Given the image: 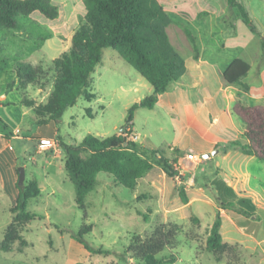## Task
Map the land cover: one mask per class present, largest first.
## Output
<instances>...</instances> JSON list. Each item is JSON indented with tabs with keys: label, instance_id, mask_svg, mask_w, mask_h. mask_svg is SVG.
<instances>
[{
	"label": "rangeland",
	"instance_id": "374dc122",
	"mask_svg": "<svg viewBox=\"0 0 264 264\" xmlns=\"http://www.w3.org/2000/svg\"><path fill=\"white\" fill-rule=\"evenodd\" d=\"M50 1L57 6V17L48 18L36 10L18 16L16 28H0V264H143L134 258L121 260L112 253L92 254L74 234L83 224H91L92 229L84 235L85 241L122 251L131 234L146 235L156 225L167 222L183 226L172 250L176 257L173 264H228L227 258L218 261L205 248L208 230L219 211L212 178L214 162L220 155L203 157L207 153L203 138L215 134V128L206 131L204 113L195 118L191 109L182 113L165 103L137 108L133 117L135 130L140 133L139 144L147 147L144 151L148 157L155 149L157 155L173 163L192 151L200 157L199 161L172 177L153 165L139 177L134 188H126L112 175L100 172L95 185L85 193L83 207L77 204L75 182L65 169L61 143L79 142L87 134L107 137L120 133L125 127L127 109L136 97L150 94L145 85H151L116 49L104 48L101 63L92 72L87 87L93 97L88 100L80 95L57 123L37 125L40 116L36 106L46 103L53 88V71L49 68L54 57L61 54L57 48L66 41L70 46L85 14V6L79 0ZM159 1L171 19L166 27L169 40L183 58L198 55L200 46L204 45L200 37H206V26L214 25L216 17L221 16L217 22L226 25L231 39L218 42L217 54L243 55L256 64L264 61V0H243L253 28L227 0ZM27 62L38 70V78L22 88L16 67ZM138 81L145 85L133 90ZM173 86L174 82L168 91ZM28 101L34 105L29 106ZM232 119L233 124L224 129L228 138H233L235 127L243 124L235 114ZM125 130L127 140L138 141L132 126ZM42 135L52 136L49 138L55 145L41 149ZM21 165L25 167L23 184L40 189L37 196L28 200L26 208L40 216L17 226L16 238L4 250L1 241L12 221L10 208L17 196L15 182ZM257 174L263 185L258 187L257 217L225 210L228 215L222 219L219 211L223 221L222 240L236 247L238 264H264V172ZM256 182L252 180L253 185ZM181 188L188 198L186 204L180 198ZM193 188L204 191L207 197L190 203ZM193 217L199 219L198 224L193 223ZM187 231L196 234L198 240H189ZM169 254L166 247L156 256Z\"/></svg>",
	"mask_w": 264,
	"mask_h": 264
},
{
	"label": "trees",
	"instance_id": "16d2710c",
	"mask_svg": "<svg viewBox=\"0 0 264 264\" xmlns=\"http://www.w3.org/2000/svg\"><path fill=\"white\" fill-rule=\"evenodd\" d=\"M227 1L239 10L245 23L253 25L243 0ZM83 3L85 14L72 35L69 48L52 60L49 70L53 71V88L46 103L36 106L40 116L36 124L40 126L49 121L57 123L63 112L74 105L80 95L88 100L93 97L92 93L87 92L91 74L100 64L104 48L111 47L152 86L150 94L133 102L127 109V129L132 126L137 108H153L160 94L166 92L186 71L183 56L175 50L166 32L171 19L159 0H83ZM36 10L48 18L58 15L57 6L50 0H0V28L18 27V16ZM194 58H197V54ZM249 70L250 64L245 59L235 57L222 71V77L227 84H240ZM16 75L24 88L37 80L38 70L28 62L19 63ZM247 88L243 86V90ZM27 104L33 106L34 102L28 101ZM232 110L245 124L242 135L247 143L240 150L264 161V106L236 102ZM126 133L125 130L107 137L87 134L79 142L61 143L65 152V169L75 182L79 206L83 207L85 193L95 185L100 172L112 175L116 182L126 188H134L139 177L153 165L161 167L170 177L176 175L166 157L157 155V150H151L152 154L148 157L142 145L127 140ZM15 187L17 196L10 208L12 221L1 241L4 250H8L16 238L17 226L40 216L26 208L28 200L37 196L40 189L37 186L18 185L17 181ZM179 194L182 203H187L183 188ZM219 200L220 209L233 210L245 216L256 214V206L249 197H239L236 201L219 197ZM193 223L198 224L199 219L193 217ZM220 227L221 216L218 211L208 230L205 248L218 261L225 257L228 264H238L236 247L222 240ZM91 229V224H83L74 237L92 254L112 253L121 260L134 258L143 264H173L176 257L172 250L177 245V236L183 226L167 222L156 225L146 235L133 233L122 251L94 246L85 241L84 235ZM185 235L189 240H198L191 231L185 232ZM166 247L170 254L158 258L156 255Z\"/></svg>",
	"mask_w": 264,
	"mask_h": 264
},
{
	"label": "crops",
	"instance_id": "0c3cea01",
	"mask_svg": "<svg viewBox=\"0 0 264 264\" xmlns=\"http://www.w3.org/2000/svg\"><path fill=\"white\" fill-rule=\"evenodd\" d=\"M79 1L84 5L83 0ZM219 18L221 16L216 17L214 25L206 26L208 30L205 31V35L208 37H200L203 41H201L202 44H207L208 46H200L197 58L193 56L184 58L186 65L185 73L174 82V86L170 91L167 90L160 94L156 104L165 103V105L171 107L173 110L182 113H187V110L191 109L195 118H198L201 113H204L205 123L207 125L206 131L210 128H215L214 137H204L202 135L207 143L205 151L210 156L220 155V159L214 162L215 176L212 178L213 193L216 202H220L219 197L234 201L239 197H249L256 206V214L253 216L257 217L259 205L256 200L260 195L258 187H263L259 179L260 176L257 173L264 172V161L259 160L254 155L244 154L240 150V147L247 143L246 138L242 135L245 128L243 121V124L239 128L235 127V135L233 138H228L224 129H226L229 123L233 124L232 115L235 113L232 108L236 102L244 105L264 106V61L256 64L243 55L229 57V54L226 55L222 52L218 55V42L221 43L225 39L228 41L231 39L229 36L230 33L226 32V29H228L226 25L223 23L218 24L217 20ZM68 46L69 42L66 41L64 46L61 45L60 48H57L58 54L67 50ZM259 51L260 48L258 47L257 52ZM235 57H241L250 64V70L242 78L240 87L237 84H227L222 77V71ZM142 85H145V83L138 81L133 86V90L139 89ZM145 86L147 91L151 90L152 92V86ZM243 86H247L248 88L243 90ZM165 96H167V100H163ZM140 99L138 96L135 101ZM171 99L173 100L172 102H170ZM134 120L135 118L132 120V128L138 136L137 142L139 143L140 133L135 130ZM50 122L52 124L54 123L53 121ZM42 137L52 136L42 135ZM219 141H221V145H219ZM142 146L147 148L144 145ZM215 149L217 153L212 155L211 153ZM254 167L256 168L254 169ZM252 180L257 181L255 185L252 184ZM191 192L192 198L189 200L190 203L203 200L202 197L206 196L204 191L199 189L193 188ZM255 195L257 196L255 197ZM219 205L217 206L215 203L223 219V215H228V211L226 212L220 209ZM229 217L231 218V216ZM222 225L223 221L221 223V233Z\"/></svg>",
	"mask_w": 264,
	"mask_h": 264
},
{
	"label": "built area",
	"instance_id": "2783aa9c",
	"mask_svg": "<svg viewBox=\"0 0 264 264\" xmlns=\"http://www.w3.org/2000/svg\"><path fill=\"white\" fill-rule=\"evenodd\" d=\"M53 145H55V143H54V140L52 138L42 137L39 139V147L43 150H45V149H47ZM199 159H200V157L196 153L189 151L183 156L182 159H180L177 162L171 163L173 169L176 171L175 176L181 175L184 171L189 170V168H190L189 166L192 163H197V161H199Z\"/></svg>",
	"mask_w": 264,
	"mask_h": 264
},
{
	"label": "water",
	"instance_id": "95a60500",
	"mask_svg": "<svg viewBox=\"0 0 264 264\" xmlns=\"http://www.w3.org/2000/svg\"><path fill=\"white\" fill-rule=\"evenodd\" d=\"M125 130V127H122L121 128V131H124ZM217 153V150H213L212 151V155L216 154ZM210 156L209 153H205L203 155L204 158H208ZM17 173H18V179H17V183L18 185H22L24 183V179H25V167L23 165L19 166L17 168Z\"/></svg>",
	"mask_w": 264,
	"mask_h": 264
}]
</instances>
